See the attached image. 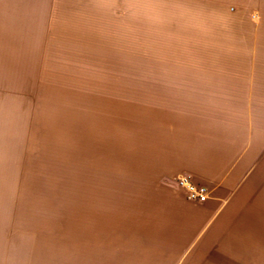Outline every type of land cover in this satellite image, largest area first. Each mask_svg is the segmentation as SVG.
<instances>
[{
	"label": "rangeland",
	"instance_id": "374dc122",
	"mask_svg": "<svg viewBox=\"0 0 264 264\" xmlns=\"http://www.w3.org/2000/svg\"><path fill=\"white\" fill-rule=\"evenodd\" d=\"M204 175L264 264V0H0V264H145Z\"/></svg>",
	"mask_w": 264,
	"mask_h": 264
},
{
	"label": "crops",
	"instance_id": "0c3cea01",
	"mask_svg": "<svg viewBox=\"0 0 264 264\" xmlns=\"http://www.w3.org/2000/svg\"><path fill=\"white\" fill-rule=\"evenodd\" d=\"M198 184L209 187L205 185V175L198 180ZM175 194L172 209L177 225L175 235L169 243L147 250L145 264H212L211 259L205 260V252H212L215 247H205V234L220 218L230 194L211 192L203 203L188 201L178 190Z\"/></svg>",
	"mask_w": 264,
	"mask_h": 264
},
{
	"label": "built area",
	"instance_id": "2783aa9c",
	"mask_svg": "<svg viewBox=\"0 0 264 264\" xmlns=\"http://www.w3.org/2000/svg\"><path fill=\"white\" fill-rule=\"evenodd\" d=\"M176 185L185 193L186 199L195 203H203L209 198V190L207 187L194 185L187 176L178 177Z\"/></svg>",
	"mask_w": 264,
	"mask_h": 264
}]
</instances>
